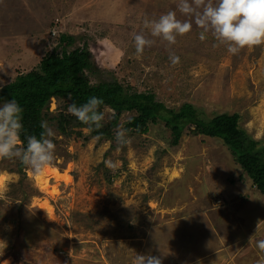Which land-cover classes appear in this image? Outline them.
I'll list each match as a JSON object with an SVG mask.
<instances>
[{"label": "rangeland", "instance_id": "obj_1", "mask_svg": "<svg viewBox=\"0 0 264 264\" xmlns=\"http://www.w3.org/2000/svg\"><path fill=\"white\" fill-rule=\"evenodd\" d=\"M17 1L0 0V86L39 68L58 43L42 37V28L56 26L58 37H77L70 49L88 45L94 69L86 68L85 76L93 82L116 77L128 91L151 92L177 110L193 104L209 119L239 113L241 127L264 140V46L233 55L211 33L201 41L194 20L174 45L152 37L145 18L176 11L181 21L189 19L178 0H35L20 13L24 3ZM137 34L155 41L140 56ZM60 103L53 98L51 112L57 114ZM102 112L108 123L114 111ZM131 115L125 112L114 132L127 129ZM48 126L55 133L54 165L69 171L63 180L50 178L47 189L58 192L53 197L19 160H0V264H134L136 254L158 256L162 264L264 261L257 246L264 240V194L251 187L222 139L184 136L177 145L158 122L146 134L128 130L131 143L119 147L116 138L102 140L86 127L77 128L81 137L67 138L57 123ZM107 160L120 174H106L112 170ZM44 199L56 221L37 205ZM171 218L179 219L177 228L167 224ZM171 228L181 239L169 240Z\"/></svg>", "mask_w": 264, "mask_h": 264}, {"label": "trees", "instance_id": "obj_2", "mask_svg": "<svg viewBox=\"0 0 264 264\" xmlns=\"http://www.w3.org/2000/svg\"><path fill=\"white\" fill-rule=\"evenodd\" d=\"M20 1L24 6L18 9L19 13L30 11V4L35 3V0ZM51 10L52 8L47 9L42 14L43 17L46 18ZM54 28L50 32L42 28V37L58 43L45 55L39 68L19 74L13 82L0 86V104L14 99L23 109L24 130L21 139L25 147L28 136L40 137L43 131L41 123L47 120L48 125L51 122L57 123L65 137H81L82 132L77 131V128L87 125L82 124L67 109L73 103L79 107L89 98L97 97L104 102L100 111L107 107L114 111L108 123L104 122L102 128L92 131L102 140L115 139L114 131L120 125L125 112L132 113L126 124L127 130L146 134L150 124L162 122L169 131L172 142L177 145L192 135L220 138L231 152L233 160L251 179V187L264 194V140L253 138L241 127L242 115L218 113L209 119L193 104H185L177 110L157 101L155 94L151 92H139L137 89L134 92L128 91L116 77H102L99 82H93L85 76L86 68L94 69L90 63L88 45H77L70 49V46L78 42L77 37L62 33L60 38ZM52 98L61 102L56 108L57 114L50 110ZM120 170H106V174L112 178L120 174Z\"/></svg>", "mask_w": 264, "mask_h": 264}, {"label": "clouds", "instance_id": "obj_3", "mask_svg": "<svg viewBox=\"0 0 264 264\" xmlns=\"http://www.w3.org/2000/svg\"><path fill=\"white\" fill-rule=\"evenodd\" d=\"M177 7L188 20L181 21L177 18L176 11H169L158 19L145 18L144 28L150 31L152 37L174 45L178 36L183 37L192 31L191 21L194 20L195 25L201 29V41L206 40V34L211 33L217 41V46H226L227 51L233 55L245 48L264 46V0H178ZM154 43V40L146 38L143 34L135 35L136 54L142 55L145 48ZM169 58L173 65L180 62V58L175 54H171ZM103 103L102 99L91 97L79 107L74 103L69 105L67 111L87 125L85 132L88 133L103 127L105 113L100 111ZM22 113V107L14 99L5 100L0 104V160H19L30 168L34 175L40 176L55 163L56 145L52 139L55 133L47 122H42L43 131L40 137L28 136L25 147L21 139L24 130ZM115 138L119 147L131 143L125 128H119ZM105 165L112 170L117 167L111 160L105 161ZM257 246L264 252V240L258 241ZM5 264L8 262L5 261ZM134 264H162V259L158 256L136 254ZM260 264H264V261Z\"/></svg>", "mask_w": 264, "mask_h": 264}, {"label": "bare ground", "instance_id": "obj_4", "mask_svg": "<svg viewBox=\"0 0 264 264\" xmlns=\"http://www.w3.org/2000/svg\"><path fill=\"white\" fill-rule=\"evenodd\" d=\"M68 171L69 169H62V168L60 169L58 166L53 165L52 167L46 169L42 175L36 176L35 178L41 189L44 191H49L50 194L54 197L56 194H58L55 186H52L51 190L47 189L49 188L50 178L54 177L57 181L63 180L64 174L68 173ZM4 180L5 178H0V190L2 188ZM40 201L41 203H38L37 205L40 206V208L43 210L44 216L47 218V220L56 221L57 216L54 206L49 202L48 199H44Z\"/></svg>", "mask_w": 264, "mask_h": 264}, {"label": "crops", "instance_id": "obj_5", "mask_svg": "<svg viewBox=\"0 0 264 264\" xmlns=\"http://www.w3.org/2000/svg\"><path fill=\"white\" fill-rule=\"evenodd\" d=\"M181 219V218H180ZM178 220L179 219H176V218H171L168 222H167V224L169 225V226H171L172 225V227H174V225L176 226V228H177V226L179 225V223L180 222H178ZM176 232H178L179 234H175ZM167 235H168V237H169V240L170 239H174L175 237L177 238V239H181V234H180V230H177V229H175V228H171V229H169L168 230V232H167ZM169 250H172V249H170V248H168ZM178 250H183L182 248H177L175 251H178ZM170 254V253H169ZM170 255H178L177 253H174V254H170ZM205 257H207V256H205ZM204 261H206L204 258H202L201 259V261L200 262H204ZM175 262H177V260L176 259H172L171 260V264H176ZM200 262H196V261H194V262H187V260H184V261H182V262H180V263H177V264H199Z\"/></svg>", "mask_w": 264, "mask_h": 264}]
</instances>
